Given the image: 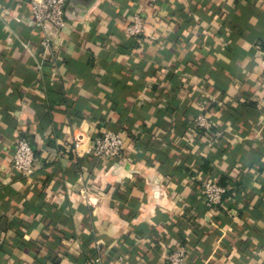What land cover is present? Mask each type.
Listing matches in <instances>:
<instances>
[{
	"label": "crops",
	"instance_id": "obj_1",
	"mask_svg": "<svg viewBox=\"0 0 264 264\" xmlns=\"http://www.w3.org/2000/svg\"><path fill=\"white\" fill-rule=\"evenodd\" d=\"M65 13L41 64L29 1L0 0V264H165L177 246L184 264H264V0H68ZM108 131L131 135L121 157L87 154ZM18 136L29 177L12 165ZM193 177L225 188L222 205Z\"/></svg>",
	"mask_w": 264,
	"mask_h": 264
},
{
	"label": "built area",
	"instance_id": "obj_2",
	"mask_svg": "<svg viewBox=\"0 0 264 264\" xmlns=\"http://www.w3.org/2000/svg\"><path fill=\"white\" fill-rule=\"evenodd\" d=\"M31 15L30 25L41 34V64L50 59L55 41L66 29V5L68 0H28ZM145 33L144 18L141 14L135 13L126 27V35L139 40ZM264 54V51L262 52ZM40 63L37 65L40 67ZM54 65V64H51ZM53 72L56 73V67L53 66ZM259 86L264 89V57L263 67L258 77ZM199 126L203 121H198ZM131 140V135L127 133H117L108 131L100 137L92 139L86 148V153L98 159L117 160L121 157L127 143ZM83 147V136L76 137L73 144L75 151ZM37 159L34 150L28 139L18 136L14 141L13 168L21 174L22 177L31 176L36 167ZM192 181L197 185V198L209 209L222 205L223 196L226 189L221 187L217 181L203 180L193 177ZM186 250L182 246L174 247L166 254L165 264H184L186 261ZM51 264H59L53 262ZM93 264H119L117 261H102L97 258Z\"/></svg>",
	"mask_w": 264,
	"mask_h": 264
}]
</instances>
